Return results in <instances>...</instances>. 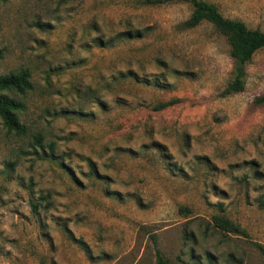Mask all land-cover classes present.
Here are the masks:
<instances>
[{"label": "rangeland", "instance_id": "374dc122", "mask_svg": "<svg viewBox=\"0 0 264 264\" xmlns=\"http://www.w3.org/2000/svg\"><path fill=\"white\" fill-rule=\"evenodd\" d=\"M207 1L264 31V0ZM192 11L184 1L0 2V74L30 70L22 119L52 145L18 157L0 120V264H153L157 250L172 264H264V48L244 89L223 94L227 36L206 20L186 28Z\"/></svg>", "mask_w": 264, "mask_h": 264}, {"label": "trees", "instance_id": "16d2710c", "mask_svg": "<svg viewBox=\"0 0 264 264\" xmlns=\"http://www.w3.org/2000/svg\"><path fill=\"white\" fill-rule=\"evenodd\" d=\"M5 1L6 0H0V2ZM171 1L188 2L193 7L191 15L183 23L186 28H192L206 20L215 25L221 33L227 36L230 46V55L233 58V71L222 93L231 94L242 91L245 86L247 62L258 49L264 48V31L259 28H249L239 19L224 17L219 12L217 5L207 0H144V3L155 5ZM139 33L138 30H136L134 34L130 31H124L119 35L130 38L131 36H139ZM3 54L4 49L0 48V58L3 57ZM33 88L34 83L32 74L27 67H21L17 70L0 74V120L5 133L20 141V145L15 148L18 157L20 154L23 155L26 153L38 155V153L41 152L43 156H48L49 153H52V145L50 146V144L48 146L49 152L45 150L44 135L40 131L31 130L29 125L22 119V114L26 110L25 96ZM256 101H264V96L257 98ZM173 102L175 101L170 100L162 102L156 105L155 108H164ZM26 138H31L29 146L33 149L30 150V152H27L23 144H21ZM15 162L16 160L7 161L5 164L6 168H12ZM42 199V196H40L38 200L30 198V207L34 215L39 214V207ZM259 203L264 206V196L260 197ZM212 218L214 224L220 229L243 232L238 225L225 216L214 215ZM255 245L264 259V245L257 242ZM153 264L172 263L157 250L156 259Z\"/></svg>", "mask_w": 264, "mask_h": 264}]
</instances>
